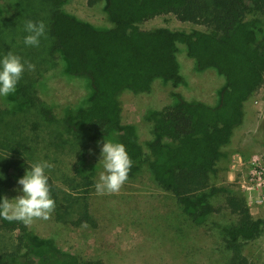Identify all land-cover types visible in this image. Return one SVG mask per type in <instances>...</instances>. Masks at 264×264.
I'll use <instances>...</instances> for the list:
<instances>
[{
  "label": "trees",
  "instance_id": "trees-1",
  "mask_svg": "<svg viewBox=\"0 0 264 264\" xmlns=\"http://www.w3.org/2000/svg\"><path fill=\"white\" fill-rule=\"evenodd\" d=\"M52 1L53 52L68 61L72 77L86 79L93 91L88 105L71 111L64 120L78 145L75 177L87 187L95 185L96 171L88 167L89 150L94 143L115 136L133 161L129 178L150 170L158 187L175 198L195 226L209 228L215 215L229 210L237 223L222 230L223 250L228 255L223 264H249L247 243L257 237L264 221L252 215L240 190L228 194L226 189L216 188L214 181L224 171L221 164L230 161L224 149L243 124L245 104L264 85V0H107L105 15L110 27L106 29L91 28L65 14L59 8L65 0ZM87 2L93 6L99 0ZM166 13L207 29L190 34L167 28L141 29L143 23ZM179 44L186 45L188 57L199 70L217 69L227 86L216 107L189 103L181 94L173 93L172 105L148 117L156 140L145 152L136 129L120 126L123 111L119 97L126 90L150 94L158 79L172 83L174 88L183 84L177 62ZM30 164L19 158L0 166V193L12 189ZM48 176L58 207L60 193ZM209 189L228 194L225 207L212 204ZM91 222L85 204L84 213L71 224L82 227ZM0 232L16 236L15 248L0 253V264H103L83 262L37 239L29 226L20 222L0 218Z\"/></svg>",
  "mask_w": 264,
  "mask_h": 264
},
{
  "label": "rangeland",
  "instance_id": "rangeland-1",
  "mask_svg": "<svg viewBox=\"0 0 264 264\" xmlns=\"http://www.w3.org/2000/svg\"><path fill=\"white\" fill-rule=\"evenodd\" d=\"M107 0L89 6L87 0H65L60 9L73 19L94 29L110 27L105 10ZM52 0H0V60L13 51L35 64V71H25L16 91L0 97V166L6 161L24 159L29 163L46 160L54 165L47 171L60 193V205L48 220H36L29 228L35 237L83 262L103 264H223L228 258L223 228L237 223L226 210L215 215L209 228L195 226L182 213L175 198L164 192L153 180L150 170L128 178L118 193L98 195L95 187H87L73 172L77 157L76 139L65 128L64 120L71 111L84 109L93 91L84 78L70 75L68 61L57 51L50 31ZM44 21L48 40L39 48L26 46L24 21ZM167 28L190 34L206 31V27L179 21L171 13L162 14L141 25L143 30ZM262 39L263 35H259ZM177 62L184 83L174 88L172 83L158 79L150 94H135L126 90L119 97L122 106L120 126L136 129L145 152L156 140L148 117L175 102L179 93L189 103L201 102L210 107L220 104L226 78L215 68L199 70L188 57L185 44H179ZM109 140L118 141L115 136ZM165 143L167 139L160 138ZM94 143L89 150L88 167L96 171L95 183L103 171L99 162L102 144ZM228 165L214 181L216 188L228 194L238 193L235 184L249 172L254 156H264V85L245 104L243 124L235 131ZM228 170H225V169ZM16 185L0 193V199L22 194ZM19 189V191H17ZM215 207H225L227 193L208 190ZM242 192V191H241ZM255 218L264 221V188L243 193ZM89 206L92 222L82 227L71 224ZM215 222V223H214ZM15 234L0 232V253L15 248ZM245 255L249 264H264V225L257 237L247 243Z\"/></svg>",
  "mask_w": 264,
  "mask_h": 264
},
{
  "label": "clouds",
  "instance_id": "clouds-1",
  "mask_svg": "<svg viewBox=\"0 0 264 264\" xmlns=\"http://www.w3.org/2000/svg\"><path fill=\"white\" fill-rule=\"evenodd\" d=\"M23 31L27 33L23 42L29 47L39 48L42 39H49L44 21L25 20ZM35 68L30 60L23 59L13 51L7 52L0 60V97L14 93L24 72L35 71ZM101 156L99 165H102L103 171L99 173L94 185L96 193H118L129 178L133 161L123 143L106 138L102 144ZM53 167L46 160L31 163L26 174L18 180V184L22 186V194L13 199L7 196L0 199V218L9 223L20 222L26 227L36 220H48L56 206L47 175V171Z\"/></svg>",
  "mask_w": 264,
  "mask_h": 264
},
{
  "label": "built area",
  "instance_id": "built-area-1",
  "mask_svg": "<svg viewBox=\"0 0 264 264\" xmlns=\"http://www.w3.org/2000/svg\"><path fill=\"white\" fill-rule=\"evenodd\" d=\"M249 169L248 175L235 183L246 194L264 188V156H254L250 161Z\"/></svg>",
  "mask_w": 264,
  "mask_h": 264
}]
</instances>
